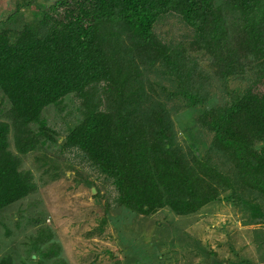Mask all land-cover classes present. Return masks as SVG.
<instances>
[{
  "label": "trees",
  "instance_id": "1",
  "mask_svg": "<svg viewBox=\"0 0 264 264\" xmlns=\"http://www.w3.org/2000/svg\"><path fill=\"white\" fill-rule=\"evenodd\" d=\"M35 2L15 1L0 20V90L19 127L14 134L19 153L41 142L30 134V123H39L38 133L51 137L40 120L42 109L74 94L85 110L67 143L113 179L119 205L143 215L164 207L186 215L217 199V186L230 188L216 167L200 159L189 163L172 145V123L162 105L139 109L138 65L161 64L181 85L189 84L193 93H181L192 104L200 101L197 73L153 33L155 19L174 12L196 29L191 44L211 56L219 79L257 63L256 79L264 87V0H224L238 14L227 24L225 10L211 0H56L36 9L32 20L23 19L20 8ZM100 82L112 93L109 111L99 110L92 97ZM257 89L234 93L229 103L205 110L199 120L213 133L214 147L233 157L240 184L264 199V145L253 148L264 142V89ZM8 126L0 121V209L34 189L30 172L18 169V157L8 149ZM251 216L264 214L255 207ZM0 264L11 262L7 257Z\"/></svg>",
  "mask_w": 264,
  "mask_h": 264
},
{
  "label": "rangeland",
  "instance_id": "2",
  "mask_svg": "<svg viewBox=\"0 0 264 264\" xmlns=\"http://www.w3.org/2000/svg\"><path fill=\"white\" fill-rule=\"evenodd\" d=\"M15 1L19 0H0V20L14 10ZM55 1L36 0L20 8V15L32 20L36 9L42 11ZM211 1L225 10L224 23L238 20L224 0ZM152 29L162 45L180 52L185 66L197 73L193 76L201 99L192 104L181 93H193L189 84L181 85L161 64L138 61L143 94L139 109L162 105L172 123V145L189 163L200 159L216 167L229 178L230 188L217 186V199L186 215L167 207L148 215L130 211L117 203L113 179L78 146L67 143L70 130L83 119L81 97L67 94L45 106L40 120L51 137L38 133L39 123H30V134L41 142L19 153L14 142L19 127L9 117L10 104L0 90V121L9 125L8 149L18 157V169L30 172L34 183L32 193L0 209V261L8 257L11 264H264V216H251L255 207L264 214V199L240 184L233 157L214 147L213 133L199 120L205 110L229 103L236 92L263 90L256 79L257 63L219 79L211 56L191 44L196 29L177 13L160 14ZM94 92L97 108L109 111L108 84L97 83ZM262 145L256 141L253 148Z\"/></svg>",
  "mask_w": 264,
  "mask_h": 264
}]
</instances>
